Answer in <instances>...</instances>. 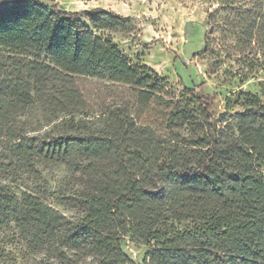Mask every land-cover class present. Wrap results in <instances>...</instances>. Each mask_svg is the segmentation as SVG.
<instances>
[{
  "label": "trees",
  "instance_id": "trees-1",
  "mask_svg": "<svg viewBox=\"0 0 264 264\" xmlns=\"http://www.w3.org/2000/svg\"><path fill=\"white\" fill-rule=\"evenodd\" d=\"M262 2L237 16L241 40L262 35ZM129 21L0 0V231L31 264H130L125 237L141 264H264V101L238 91L215 118L203 84L186 88L200 109L173 99L102 33ZM37 164L70 172L74 219L24 185Z\"/></svg>",
  "mask_w": 264,
  "mask_h": 264
},
{
  "label": "rangeland",
  "instance_id": "rangeland-1",
  "mask_svg": "<svg viewBox=\"0 0 264 264\" xmlns=\"http://www.w3.org/2000/svg\"><path fill=\"white\" fill-rule=\"evenodd\" d=\"M49 7L83 12L96 7L129 17L126 28L102 32L112 37L132 63L145 64L166 78L169 96L200 102L187 89L203 84L210 95V112L217 118L226 112L227 100L238 91L262 96L264 80V31L252 42L238 36L237 16L259 0H40ZM264 5V0H263ZM211 15V16H209ZM264 26V24L262 25ZM208 50L200 54L204 45ZM4 51L0 47V57ZM240 110L234 106L228 113ZM32 116L35 111H31ZM236 128V126H234ZM38 174L25 181L54 209L70 219L76 210L71 203L76 184L63 166L37 164ZM122 251L132 263L141 264L148 249L144 242L125 237ZM35 255L27 253L13 230L0 231V264H31Z\"/></svg>",
  "mask_w": 264,
  "mask_h": 264
}]
</instances>
